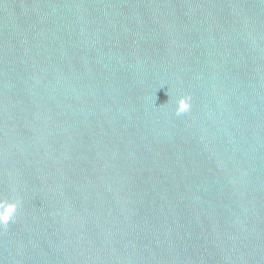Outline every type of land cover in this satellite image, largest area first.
Here are the masks:
<instances>
[{
	"label": "water",
	"instance_id": "water-1",
	"mask_svg": "<svg viewBox=\"0 0 264 264\" xmlns=\"http://www.w3.org/2000/svg\"><path fill=\"white\" fill-rule=\"evenodd\" d=\"M16 199L0 264H264V0H0Z\"/></svg>",
	"mask_w": 264,
	"mask_h": 264
},
{
	"label": "clouds",
	"instance_id": "clouds-1",
	"mask_svg": "<svg viewBox=\"0 0 264 264\" xmlns=\"http://www.w3.org/2000/svg\"><path fill=\"white\" fill-rule=\"evenodd\" d=\"M191 109V97L182 96L177 101V107L175 114L180 116L189 112ZM21 201L16 200H0V225H8L10 222H14L17 209Z\"/></svg>",
	"mask_w": 264,
	"mask_h": 264
}]
</instances>
